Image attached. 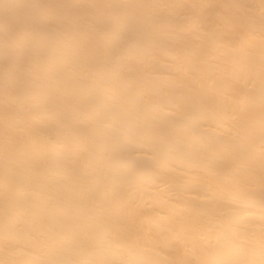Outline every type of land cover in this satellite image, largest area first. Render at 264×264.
Listing matches in <instances>:
<instances>
[{"label":"snow or ice","instance_id":"1","mask_svg":"<svg viewBox=\"0 0 264 264\" xmlns=\"http://www.w3.org/2000/svg\"><path fill=\"white\" fill-rule=\"evenodd\" d=\"M143 7L113 3H49L46 0H0V83L6 111L31 113L37 100L35 85L42 61L71 54L82 70L84 89L95 88L109 106L89 118L72 102L64 111L41 119L47 136L33 139L32 153L5 164L3 220L0 223V264H264V218L258 241L241 237L240 228L189 205L155 217L127 195L138 164L139 142L154 134L159 113L166 110L142 91L139 57L152 40L150 22L144 17H117L111 9ZM234 9L235 16L220 20L182 17L177 21V46L193 53L205 42L231 47L238 55H255V5H176ZM10 9H27L10 16ZM78 9H92L81 13ZM206 25V26H205ZM260 28V205L264 208V0L259 2ZM58 72L72 65L57 66ZM249 74L246 84L254 86ZM131 101V103H130ZM248 137L251 141L252 128ZM233 141H241L237 129ZM241 151V169L229 180V191L254 196L257 182L249 151ZM7 153V145H6ZM39 155L40 164L32 162ZM242 173L247 176L242 180ZM63 192L61 198L52 191ZM219 187L215 173L206 188ZM47 194L46 214L37 211ZM212 203L214 196H208ZM23 236V241L18 239ZM174 250L175 254L169 252ZM11 253V255H9ZM26 258H16V255Z\"/></svg>","mask_w":264,"mask_h":264},{"label":"bare ground","instance_id":"2","mask_svg":"<svg viewBox=\"0 0 264 264\" xmlns=\"http://www.w3.org/2000/svg\"><path fill=\"white\" fill-rule=\"evenodd\" d=\"M24 2V0H12ZM49 3H113L142 5L143 7L111 9L117 17H144L150 22L152 40L139 57L143 76L142 91L149 93L166 110L159 113L154 134L143 138L135 155L138 159L129 195L147 213L161 217L172 210L186 211L189 205L214 216H221L227 225H237L240 236H251L256 242V258H259L258 241L264 208L260 205L258 183L260 166V0H46ZM239 2L255 5L256 25L252 33L255 41V55H238L231 47L218 48L205 42L195 53L177 46V21L182 17H204L220 20L235 16L234 9H208L193 7H166L176 5L231 4ZM27 9H10V16L26 14ZM91 13L92 9H78ZM0 10V17L3 16ZM206 26V25H205ZM72 65L70 72H58L57 66ZM41 76L35 85L37 100L31 113L6 111L3 85L0 83V223L3 220V185L6 156L10 167L18 159L32 153L33 139L44 142L47 132L40 120L53 112L64 111L69 102L82 107L89 118L109 106V101L95 88L84 89L80 78L79 62L71 56L56 55L40 65ZM251 74L254 86L246 84ZM131 103V101H130ZM252 128L251 141L248 137ZM239 129L243 140L233 141L234 132ZM256 171L255 194L249 197L229 191L231 177L241 169L238 154L248 150ZM7 145V153H6ZM32 162L40 164L39 155ZM215 173L219 187L214 193L206 188V178ZM241 178L246 182L247 176ZM52 191L64 198L65 193ZM214 196L212 203L208 196ZM47 194L40 197L37 211L46 214ZM23 241V236H18ZM172 254L174 250L169 249ZM5 255L0 249V258ZM11 255V253H9ZM16 258H26L16 255Z\"/></svg>","mask_w":264,"mask_h":264}]
</instances>
